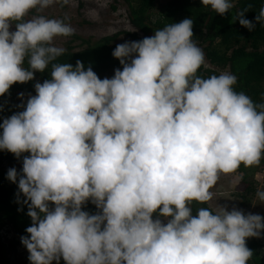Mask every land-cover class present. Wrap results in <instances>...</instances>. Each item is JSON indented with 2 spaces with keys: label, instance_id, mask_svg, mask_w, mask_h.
<instances>
[{
  "label": "clouds",
  "instance_id": "9594fccd",
  "mask_svg": "<svg viewBox=\"0 0 264 264\" xmlns=\"http://www.w3.org/2000/svg\"><path fill=\"white\" fill-rule=\"evenodd\" d=\"M55 2L0 0V96L49 71L0 124V151L23 157L7 179L31 219L21 237L30 264H247L246 240L260 238L264 217L219 205L193 215L192 204H209L222 175L238 185L241 166L264 159V103L237 92L228 71L198 74L206 58L191 18L117 45L112 78L60 63L57 39L75 29L42 14ZM201 2L221 16L235 7ZM245 13L233 20L252 31ZM256 196L264 202V190Z\"/></svg>",
  "mask_w": 264,
  "mask_h": 264
},
{
  "label": "trees",
  "instance_id": "16d2710c",
  "mask_svg": "<svg viewBox=\"0 0 264 264\" xmlns=\"http://www.w3.org/2000/svg\"><path fill=\"white\" fill-rule=\"evenodd\" d=\"M128 8L127 15L134 31H122L106 36L95 43L82 41L83 49L76 50L68 44L65 54L58 59L60 63H71L75 67L76 61H81L85 68L92 70L99 78L114 75L116 69L122 70L119 60L112 53L119 45L117 40L126 34L134 41L154 35L155 30L171 23H179L185 18L193 20V40L203 49L208 65L202 66L198 74L208 77L228 71L237 77L234 86L237 92H244L254 103H264V22L256 23V16L264 8V0H232L235 7L223 16L215 13L210 6H203L201 0H168L160 5L158 0H125ZM117 10V1L112 5ZM159 8V9H158ZM246 11L245 19L256 24L252 31L240 25L233 17L240 11ZM12 30L15 28L13 26ZM72 41L78 39L71 36ZM71 41V43H73ZM49 78V71L35 73V79L26 84H14L9 93L0 96V124L3 119L22 111L18 103L17 94L35 95L36 82L43 83ZM2 133V129H0ZM24 155H29L25 153ZM22 159L19 160L7 151H0V230L9 228L16 238L6 245L0 237V264H15L10 250H17L21 237L26 236V228L31 226V219L27 216V206L17 202L18 186L7 179V166H15L18 172L22 170ZM264 172V159L259 165L245 168L241 166L238 174L241 179L240 197L248 198L256 192L257 175ZM252 192V193H250ZM20 200H23L21 194ZM199 207H209L193 202V215ZM90 214L97 212L96 207L88 203L83 209ZM210 210H212L210 208ZM213 211V210H212ZM246 246L252 250L253 256L247 264H264V248L260 238H248ZM60 264H65L61 258Z\"/></svg>",
  "mask_w": 264,
  "mask_h": 264
},
{
  "label": "rangeland",
  "instance_id": "374dc122",
  "mask_svg": "<svg viewBox=\"0 0 264 264\" xmlns=\"http://www.w3.org/2000/svg\"><path fill=\"white\" fill-rule=\"evenodd\" d=\"M115 1H117L118 8L114 11L111 5ZM167 1L158 0V3L163 5ZM126 4L125 0H67V3H64V0H57L52 6L45 9L42 14L49 18L63 19L66 23H70L75 29V35L78 39L71 43V37H61L57 39V43L64 48L71 44L76 50H82L85 47H83L82 41L84 43L86 41L95 43L106 36L122 31H134L128 19ZM32 14L36 13L33 12ZM131 41L134 40L126 34H122L117 40L118 44ZM206 64L208 65L207 61ZM113 76L108 75L105 78H112ZM20 94H17L18 103L26 106L30 95L22 93L23 99H21ZM6 168L8 170L16 168L18 171L15 166H7ZM256 179L255 194L249 195L248 198H242L240 197L241 180L238 185L234 186L232 175H222L217 185L212 189L214 198L209 202V207L216 211L217 205L226 206L228 211L236 208L243 210L245 214H259L264 217V202H261L256 196L258 190H264V175L262 178ZM0 237L6 245H9L12 239L16 238V235L9 228H3L0 230ZM260 239L264 248V232L261 233ZM10 252L15 264H30L29 253L22 243L18 245L17 250L11 249Z\"/></svg>",
  "mask_w": 264,
  "mask_h": 264
},
{
  "label": "built area",
  "instance_id": "2783aa9c",
  "mask_svg": "<svg viewBox=\"0 0 264 264\" xmlns=\"http://www.w3.org/2000/svg\"><path fill=\"white\" fill-rule=\"evenodd\" d=\"M262 175H264V174L262 173ZM262 175H260V177H262Z\"/></svg>",
  "mask_w": 264,
  "mask_h": 264
}]
</instances>
